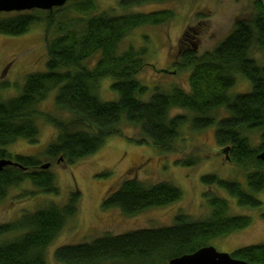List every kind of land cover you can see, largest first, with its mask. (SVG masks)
Wrapping results in <instances>:
<instances>
[{
	"label": "trees",
	"instance_id": "1",
	"mask_svg": "<svg viewBox=\"0 0 264 264\" xmlns=\"http://www.w3.org/2000/svg\"><path fill=\"white\" fill-rule=\"evenodd\" d=\"M149 1L164 0L118 3L126 8ZM254 5L256 13L246 19L236 18L230 32L200 55L183 48L184 32L173 66L189 70L188 89L158 86L146 99L143 95L148 87L137 77L148 65L145 47L128 45L122 49L120 44L137 27L167 21L172 15L169 9L113 14L98 11L96 0H67L46 10L0 12V34L18 35L42 23L45 51L44 69L25 74L16 95L0 97V159L13 161L0 170V201L25 181L39 193L57 194L53 174L41 167L37 155H11L4 148L17 138L34 143L39 133L36 122L42 119L54 127L56 134L41 156L67 164L96 152L107 137L122 135L120 124L126 122L139 132V137L130 140L160 152L176 153L177 164L195 165L197 156L181 155V131L187 125L191 130L214 125L216 144L225 148L226 158L238 167L245 183L241 186L236 180L214 174L202 175L201 181L221 188L239 205L258 206L260 201L254 193L264 190V163L256 158L264 150V0H254ZM256 53L262 63L255 59ZM236 74L248 79V91L228 92ZM105 77L111 79L109 86L116 98L99 97V81ZM51 93L55 111L60 114L39 108ZM172 108L191 115L172 114ZM218 109L226 115L217 118L214 113ZM256 131L260 132V141L254 147L249 134ZM30 193L33 191L22 195ZM204 195L209 207L204 219L176 212L170 225L103 233L88 241L62 244L54 248L53 258L60 264H168L170 258L191 253L209 245L212 238L250 223L248 216L229 215L227 200L222 196L211 191ZM180 196V189L170 181L146 184L127 177L103 197L101 207L117 208L130 216L169 204ZM77 202V192H70L63 204L49 202L0 223V264H44L47 246L75 215ZM231 255L264 264V242L238 247Z\"/></svg>",
	"mask_w": 264,
	"mask_h": 264
},
{
	"label": "rangeland",
	"instance_id": "2",
	"mask_svg": "<svg viewBox=\"0 0 264 264\" xmlns=\"http://www.w3.org/2000/svg\"><path fill=\"white\" fill-rule=\"evenodd\" d=\"M97 10H107L113 14L129 12H155L169 9L171 18L157 25H143L133 29L122 41L120 47L128 45L144 46V59L148 65L138 74L140 82L148 87L143 98H147L154 87L169 90L173 86L188 89L187 68L173 66L178 59V42L186 33L183 48L192 49L197 55L213 48L231 30L236 18H249L256 13L254 0H164L149 1L136 6L120 7L119 0H96ZM262 63L260 54L254 55ZM45 51L43 24L35 23L18 35L0 34V97L8 98L19 92L25 74L44 69ZM163 69H168L167 72ZM169 70H173V73ZM111 79L99 81V97L103 100L116 98L110 88ZM250 82L241 74H236L229 93L246 92ZM53 94L40 103L43 111H55ZM191 115L184 109L172 108L170 113ZM217 118L226 115L223 109L214 113ZM38 137L34 143L23 138L4 146L11 155H37L41 163L54 176L57 194L39 193L29 182L11 188L0 201V223L19 218L22 212L32 211L49 202L63 204L70 192H77L76 213L68 219L55 238L47 246L44 264H60L53 258V250L62 244L88 241L103 233L119 234L126 231L170 225L176 212L185 213L191 219H204L209 214L205 192L227 200L229 215H245L250 223L227 234L209 240L217 251L232 253L238 247L264 242V190L254 193L260 201L256 207L239 205L234 197L214 184L201 181L204 174H214L218 178L236 180L244 186L245 178L240 170L225 156L223 146L214 138V125L202 130H191L187 125L181 131L183 141L179 143L181 155L189 153L198 157L195 165L175 163L176 153L160 152L147 144H137L129 138L139 137L138 129L121 122L122 135L107 137L98 150L71 164L58 159H46L42 150L55 136L53 126L37 120ZM182 129V128H181ZM260 132H251L252 146L259 144ZM224 152V153H223ZM180 154V153H179ZM135 177L146 184L170 181L181 191L178 200L166 205L153 206L130 215H123L117 208H102L103 197L114 190L120 181ZM24 191L33 193L22 195ZM14 234V233H12Z\"/></svg>",
	"mask_w": 264,
	"mask_h": 264
},
{
	"label": "water",
	"instance_id": "3",
	"mask_svg": "<svg viewBox=\"0 0 264 264\" xmlns=\"http://www.w3.org/2000/svg\"><path fill=\"white\" fill-rule=\"evenodd\" d=\"M67 0H0V12L24 11L31 9H51L62 6ZM264 94V84H263ZM225 151V148H223ZM256 158L264 163V150L256 154ZM10 159H0V170L5 165L12 164ZM49 163L41 165L46 168ZM168 264H262L247 262L242 259L234 258L230 253L217 251L212 245L202 246L191 253H184L172 257Z\"/></svg>",
	"mask_w": 264,
	"mask_h": 264
},
{
	"label": "flooded vegetation",
	"instance_id": "4",
	"mask_svg": "<svg viewBox=\"0 0 264 264\" xmlns=\"http://www.w3.org/2000/svg\"><path fill=\"white\" fill-rule=\"evenodd\" d=\"M222 151H223V149H222ZM224 153V152H223Z\"/></svg>",
	"mask_w": 264,
	"mask_h": 264
},
{
	"label": "clouds",
	"instance_id": "5",
	"mask_svg": "<svg viewBox=\"0 0 264 264\" xmlns=\"http://www.w3.org/2000/svg\"><path fill=\"white\" fill-rule=\"evenodd\" d=\"M164 71V70H163Z\"/></svg>",
	"mask_w": 264,
	"mask_h": 264
}]
</instances>
